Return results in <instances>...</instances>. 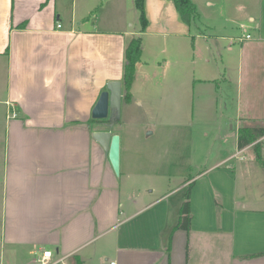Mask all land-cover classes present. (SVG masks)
Instances as JSON below:
<instances>
[{
	"label": "crops",
	"instance_id": "crops-1",
	"mask_svg": "<svg viewBox=\"0 0 264 264\" xmlns=\"http://www.w3.org/2000/svg\"><path fill=\"white\" fill-rule=\"evenodd\" d=\"M191 1L199 14L191 25L254 4ZM143 3L140 32L134 0H0V264H36L42 249L68 264H264L256 141L238 147L237 130L232 148L198 171L188 146L174 158L169 187L122 193L133 158H119L118 175L92 137L108 129L91 112L109 81L122 83L127 41L140 37L143 51L151 29L164 43L189 37L173 0ZM255 29L264 32L261 22ZM123 96L129 105L132 93ZM187 193L190 229H174Z\"/></svg>",
	"mask_w": 264,
	"mask_h": 264
},
{
	"label": "rangeland",
	"instance_id": "rangeland-1",
	"mask_svg": "<svg viewBox=\"0 0 264 264\" xmlns=\"http://www.w3.org/2000/svg\"><path fill=\"white\" fill-rule=\"evenodd\" d=\"M241 1L249 6V0ZM214 15L204 14L191 25L186 40L171 37L164 43L154 29L143 33L133 100L121 103L112 126L119 136V158H133L131 178L121 176L122 193L166 189L179 165L175 156L188 146L198 171L232 148L239 126L264 125V32L255 29L259 22L264 26V0H254L234 18ZM134 22H139L136 14ZM3 135L0 122V142ZM1 211L0 179V229Z\"/></svg>",
	"mask_w": 264,
	"mask_h": 264
},
{
	"label": "trees",
	"instance_id": "trees-1",
	"mask_svg": "<svg viewBox=\"0 0 264 264\" xmlns=\"http://www.w3.org/2000/svg\"><path fill=\"white\" fill-rule=\"evenodd\" d=\"M144 0H134L135 9L138 12L140 32H143L147 26V18L144 10ZM175 9L179 13L181 20L187 25H191L198 18V11L195 4L191 0H173ZM141 38L133 37L127 41L124 49V65H123V77L122 84L124 90L125 102L131 101L130 89L134 81L137 65L140 62L141 57ZM264 135V125L262 126H248L241 125L237 133V145L238 147H244L250 143L255 142L258 138ZM252 150L254 152L255 159L262 165L264 160L261 155V144L256 142L252 144ZM190 203L188 193L185 196V200L180 207V218L174 229H184L188 231L190 229Z\"/></svg>",
	"mask_w": 264,
	"mask_h": 264
},
{
	"label": "water",
	"instance_id": "water-1",
	"mask_svg": "<svg viewBox=\"0 0 264 264\" xmlns=\"http://www.w3.org/2000/svg\"><path fill=\"white\" fill-rule=\"evenodd\" d=\"M122 83L120 81H109L106 89L100 93V96L94 105L91 116L97 120L108 119L107 130H96L92 137L107 152L109 162L114 170H119V136L112 133V126L115 117L119 115V109L122 98Z\"/></svg>",
	"mask_w": 264,
	"mask_h": 264
},
{
	"label": "built area",
	"instance_id": "built-area-1",
	"mask_svg": "<svg viewBox=\"0 0 264 264\" xmlns=\"http://www.w3.org/2000/svg\"><path fill=\"white\" fill-rule=\"evenodd\" d=\"M57 26L59 27L60 24H57ZM246 37H249V34H246ZM256 142H264V135L258 138ZM33 261L36 264H68L66 257H55L49 249H42L41 251L36 252ZM110 264H114V262H111Z\"/></svg>",
	"mask_w": 264,
	"mask_h": 264
},
{
	"label": "flooded vegetation",
	"instance_id": "flooded-vegetation-1",
	"mask_svg": "<svg viewBox=\"0 0 264 264\" xmlns=\"http://www.w3.org/2000/svg\"><path fill=\"white\" fill-rule=\"evenodd\" d=\"M106 124H107V122L104 123V125H106Z\"/></svg>",
	"mask_w": 264,
	"mask_h": 264
}]
</instances>
